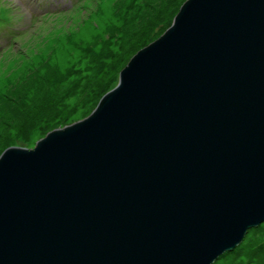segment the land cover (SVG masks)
<instances>
[{"label": "water", "instance_id": "95a60500", "mask_svg": "<svg viewBox=\"0 0 264 264\" xmlns=\"http://www.w3.org/2000/svg\"><path fill=\"white\" fill-rule=\"evenodd\" d=\"M264 223V0H186L89 117L0 156V264H213Z\"/></svg>", "mask_w": 264, "mask_h": 264}, {"label": "rangeland", "instance_id": "374dc122", "mask_svg": "<svg viewBox=\"0 0 264 264\" xmlns=\"http://www.w3.org/2000/svg\"><path fill=\"white\" fill-rule=\"evenodd\" d=\"M185 1L50 0L41 6L22 39L13 32L12 44L0 48V156L9 148L33 150L47 134L89 117ZM22 22L17 11L0 7V38ZM213 264H264V223Z\"/></svg>", "mask_w": 264, "mask_h": 264}, {"label": "clouds", "instance_id": "9594fccd", "mask_svg": "<svg viewBox=\"0 0 264 264\" xmlns=\"http://www.w3.org/2000/svg\"><path fill=\"white\" fill-rule=\"evenodd\" d=\"M14 6L15 9L23 14L27 9V0H9L8 5H5V0H0V7Z\"/></svg>", "mask_w": 264, "mask_h": 264}, {"label": "trees", "instance_id": "16d2710c", "mask_svg": "<svg viewBox=\"0 0 264 264\" xmlns=\"http://www.w3.org/2000/svg\"><path fill=\"white\" fill-rule=\"evenodd\" d=\"M170 25H171V24H170ZM233 250H234V249H233ZM233 250H232V251H233Z\"/></svg>", "mask_w": 264, "mask_h": 264}]
</instances>
